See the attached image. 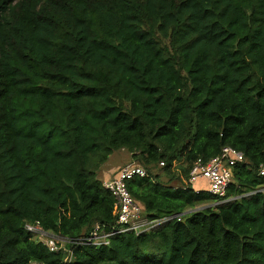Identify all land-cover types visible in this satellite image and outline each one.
Listing matches in <instances>:
<instances>
[{
	"label": "trees",
	"instance_id": "trees-1",
	"mask_svg": "<svg viewBox=\"0 0 264 264\" xmlns=\"http://www.w3.org/2000/svg\"><path fill=\"white\" fill-rule=\"evenodd\" d=\"M226 147L246 163L213 206L186 182ZM118 152L144 216L175 218L80 244L117 227ZM263 165L264 0H0V264H264Z\"/></svg>",
	"mask_w": 264,
	"mask_h": 264
},
{
	"label": "built area",
	"instance_id": "built-area-1",
	"mask_svg": "<svg viewBox=\"0 0 264 264\" xmlns=\"http://www.w3.org/2000/svg\"><path fill=\"white\" fill-rule=\"evenodd\" d=\"M245 163L246 158L243 153L231 147H226L219 156L212 159L209 163L204 164L202 161L196 162L190 171L186 186L194 188L198 182L205 181L207 183L205 188L207 192L205 189L203 191L213 197L223 199V203L233 201L235 198L226 199V195L233 181V171L236 166ZM161 166H164V164H161ZM259 175L264 177V165L260 168ZM135 177L145 178L148 177V173L141 166L130 164L123 167L113 179L103 183L104 189L109 191L116 200L117 227L110 233H101L99 227H97L91 233L90 237L80 240V244H107L108 239L111 237L128 232H135L137 234L145 233L175 218L163 217L150 221L144 216L142 206L133 199L127 186L128 182ZM200 191L202 189L197 190V192ZM261 191L263 190L251 192L247 196H252ZM26 231L44 243L51 252H58L61 250V245L70 243V240L45 231L39 223L26 225Z\"/></svg>",
	"mask_w": 264,
	"mask_h": 264
},
{
	"label": "crops",
	"instance_id": "crops-1",
	"mask_svg": "<svg viewBox=\"0 0 264 264\" xmlns=\"http://www.w3.org/2000/svg\"><path fill=\"white\" fill-rule=\"evenodd\" d=\"M112 156H111L109 162H112V160L114 158ZM116 159H119L118 156H117ZM114 162L115 163L113 165H111V166L108 165V163L105 166H103V168L101 170V181L103 183L113 179L116 176V174L120 171V169L127 164L125 162H123L122 164L121 163L118 164L117 161H114ZM198 184H199L200 187H204V188H202V191H203L206 188V184L207 183L205 181H200V182H198ZM194 191H197V190L194 189Z\"/></svg>",
	"mask_w": 264,
	"mask_h": 264
},
{
	"label": "rangeland",
	"instance_id": "rangeland-1",
	"mask_svg": "<svg viewBox=\"0 0 264 264\" xmlns=\"http://www.w3.org/2000/svg\"><path fill=\"white\" fill-rule=\"evenodd\" d=\"M117 156H118V158L120 159H116L117 158ZM112 157H114L113 158V160H112V162H108V165H113L115 162L114 161H117V163L119 164V163H123V162H125V163H135V164H139L138 162H134L132 159H131V157H130V155H127V154H125V153H122V152H118V153H115ZM159 173V172H158ZM176 182H174V184H175ZM177 184V183H176ZM175 184V185H176ZM202 188H204V187H200L199 186V184L197 183V185H195V187L193 188V189H196V190H200V189H202ZM205 191L207 192V189H205ZM230 202H232V201H230ZM227 203H229V202H227ZM222 204H226V203H223L222 201H220V202H217V203H215V205H213V206H218V205H222ZM64 247V245H61V248H63ZM65 248V247H64ZM63 248V249H64Z\"/></svg>",
	"mask_w": 264,
	"mask_h": 264
}]
</instances>
